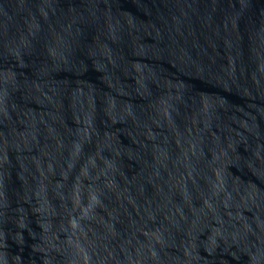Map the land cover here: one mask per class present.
I'll return each mask as SVG.
<instances>
[{"label": "water", "instance_id": "obj_1", "mask_svg": "<svg viewBox=\"0 0 264 264\" xmlns=\"http://www.w3.org/2000/svg\"><path fill=\"white\" fill-rule=\"evenodd\" d=\"M0 264H264V0H0Z\"/></svg>", "mask_w": 264, "mask_h": 264}]
</instances>
